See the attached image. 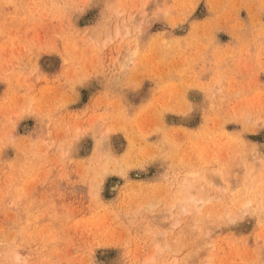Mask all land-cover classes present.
Listing matches in <instances>:
<instances>
[{"label":"rangeland","instance_id":"obj_1","mask_svg":"<svg viewBox=\"0 0 264 264\" xmlns=\"http://www.w3.org/2000/svg\"><path fill=\"white\" fill-rule=\"evenodd\" d=\"M263 202L264 0H0V264H264Z\"/></svg>","mask_w":264,"mask_h":264},{"label":"bare ground","instance_id":"obj_2","mask_svg":"<svg viewBox=\"0 0 264 264\" xmlns=\"http://www.w3.org/2000/svg\"><path fill=\"white\" fill-rule=\"evenodd\" d=\"M68 145V144H67ZM251 149V148H250ZM63 154V153H62ZM262 156V155H261ZM115 186V185H114ZM178 190V189H177ZM183 192V191H182ZM133 193V192H132ZM131 193V194H132ZM178 193V192H177ZM127 195V194H126ZM175 195V194H174ZM153 197V196H152ZM189 197V196H188ZM195 197H194V195L190 198L191 199V202H192V204L194 205V208L196 209V211H199L200 209H201V206H202V204L204 203V202H202V203H199V201H201V198H198V199H194ZM248 198V197H247ZM147 199V198H146ZM177 202H180V204H181V208L183 209V210H186V206L190 203L189 202V200H184L185 198H178L177 197ZM179 199H181V200H179ZM205 199V198H204ZM165 201V200H164ZM154 202V201H153ZM157 202V201H156ZM158 202H159V200H158ZM250 202V200H248V199H246V200H243L242 201V203H241V205H246V204H248ZM146 203V202H145ZM236 203V202H235ZM149 204V203H148ZM263 204H264V202H263ZM145 205H147V204H145ZM165 205V204H164ZM150 206V205H149ZM175 206V202H170L169 203V205H168V207H166V209H168V210H171L173 207ZM179 206V205H178ZM206 206V205H205ZM148 207V206H147ZM163 209H165V208H163ZM162 208H161V210H163ZM206 209V208H205ZM238 209V208H237ZM142 210V209H141ZM241 210H242V208H241ZM166 211V210H165ZM186 211H188V210H186ZM243 211V210H242ZM244 211H246V210H244ZM155 213V212H154ZM164 213V212H163ZM161 215V214H160ZM231 217H233V215L231 216ZM236 217V216H235ZM230 221H233V218H232V220L230 219ZM192 223V222H191ZM194 225V224H193ZM162 231V230H161ZM178 231H181V230H178ZM183 231V230H182ZM177 233V232H176ZM164 234V233H163ZM207 235V234H206ZM171 236V235H170ZM169 236V237H170ZM175 236V235H174ZM177 237V236H176ZM182 238V237H181ZM169 239V238H168ZM173 239V238H172ZM179 239V238H178ZM171 241V240H170ZM176 242V241H175ZM171 243V242H170ZM162 245V244H161ZM173 246V245H172ZM211 247V246H213V244H212V242L211 241H209V240H207V239H203V240H201L200 242H198L195 246H194V249H192V250H190L191 251V255H192V252H193V254H194V252H197V250L199 249V250H201L202 249V251H205L206 250V247ZM157 249H159V248H157ZM160 250H162V249H160ZM189 251V252H190ZM201 251V252H202ZM201 252H198L197 254H199V255H201L200 257H198V259L197 260H195V261H199L198 263H195L194 262V264H208V262H210V257L212 258V256H211V254H210V256L209 255H205V252H203V253H201ZM208 252V251H207ZM185 254V253H184ZM190 253H186L185 254V257H187L188 255H189ZM202 254H204L203 256H202ZM207 254H209V253H207ZM184 256V255H183ZM183 256H181V257H183ZM151 258H152V256H150ZM185 257H184V260H185ZM202 257V258H201ZM190 258H191V256H190ZM149 259L150 258H148V261H149ZM164 260H166V259H164ZM152 260H150L149 262H151ZM176 261V260H175ZM145 262V261H144ZM183 262V261H182ZM146 263V262H145ZM180 263V262H179ZM187 263V260L186 261H184V264H186ZM190 262H188V264H189ZM211 263V262H210ZM148 264V263H147ZM190 264H192V263H190Z\"/></svg>","mask_w":264,"mask_h":264}]
</instances>
